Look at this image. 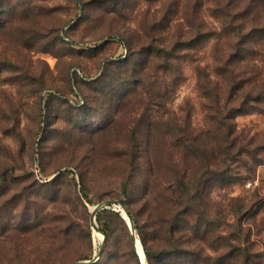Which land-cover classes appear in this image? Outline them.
<instances>
[{
  "label": "rangeland",
  "instance_id": "374dc122",
  "mask_svg": "<svg viewBox=\"0 0 264 264\" xmlns=\"http://www.w3.org/2000/svg\"><path fill=\"white\" fill-rule=\"evenodd\" d=\"M11 2L17 10L0 14V264H77L91 260L102 246V226L97 216L102 233L93 228L92 210L109 199H127L121 195L122 178L130 172L123 151L133 128L164 119L171 127L190 126L195 134L218 131L202 73L209 72L226 99V79L218 69L219 57L230 49L224 5L218 0ZM235 7L246 9L247 29L264 26V0H235ZM197 29L209 37L194 49L177 51L175 70L164 80L166 108L149 110L143 90L119 107V96L113 105L106 101L103 94L111 88L102 89L98 81L107 82L106 75L120 70L128 43L137 50L151 42L171 46ZM253 38L235 62L247 83L233 97L243 113L233 120L238 150L225 172L230 183L212 181L205 188L204 159H182L173 135L159 154V178L168 181V171L183 168L187 180L203 179L197 212L183 215L179 205L167 206V218L175 216L179 224L175 237L192 251L179 264H264V103L248 96L264 89V40ZM143 125L141 142L147 140ZM207 142L201 139V145ZM211 144L220 147L218 140ZM142 158L147 174L145 149ZM212 159L213 169L223 167L219 153ZM168 195L176 198L174 188L166 194L160 185L154 211L144 206V190L137 188L130 208L141 224H161L152 217L163 215ZM106 218L115 226L104 259L121 254V263L129 264L130 228L125 219L126 228ZM149 231L151 245L163 248L162 239L154 241L162 231ZM136 234L141 241L137 229Z\"/></svg>",
  "mask_w": 264,
  "mask_h": 264
},
{
  "label": "trees",
  "instance_id": "16d2710c",
  "mask_svg": "<svg viewBox=\"0 0 264 264\" xmlns=\"http://www.w3.org/2000/svg\"><path fill=\"white\" fill-rule=\"evenodd\" d=\"M251 4H253V1L248 3L246 8L248 9L251 7ZM217 5L220 8L224 5V11H222L224 17L223 27L230 40L229 51L218 59L220 63L218 69L221 75L226 79L225 93L227 98L224 100L221 99L214 81L211 80L209 72L206 75L205 71L202 75H204L203 86L206 95L209 97L212 104L210 107L213 111L211 119L214 121L215 130L218 131L208 130L207 133L195 134L196 132L193 131L190 126L185 125L180 128L171 127V122H165L164 119L162 120L164 124L159 120L155 122L147 121L145 123L141 121L138 126L130 131L129 141L123 151V154L127 158L130 172L122 178L121 195L127 198L123 200V203L128 207L135 222L149 264H179L181 258L186 256L188 252H192L183 248L175 237V229L179 224L175 216L167 218V206L170 204L172 206L177 204L181 207L180 209H182L181 213L186 215L195 211L197 212L198 204L202 199L200 196L202 195L201 187L203 185V179L199 178L195 180L190 178L187 180L186 170L182 172L183 168H180V170L175 173L173 171H168V181L159 178V154H161L162 151L164 152V147H166V145H163L165 143L164 141L169 138L170 135H173L175 138H179V140L177 139L179 143L174 142V145L179 148L177 151L182 155V159L187 160L188 157L192 155H197L204 159L203 169H205L206 172H204L203 177H208V181L205 182V188L208 187L212 181L214 183H221L223 186H227L230 183V180L226 178L225 172L229 166L228 160H230L231 157H235L237 155L235 152L238 150L235 149L237 141L235 137V123L233 120L236 116L243 113L242 107L234 106L233 97L239 90L245 88L243 86L246 82L241 79L242 76L239 70H237L235 62L240 56L243 48L255 39L253 38L255 34L259 35V40H264V26L247 29L248 23L246 19L248 14L246 15L245 13L246 9L238 11L235 7V0H218ZM16 10L17 7L14 6L11 0H0V14H4V12L7 11L11 16ZM207 36L209 37V34H205V32L197 29L195 30L194 36L188 40H178L171 46L151 42L148 47L144 46L142 50H137L132 43H128V54L122 60V65L119 67L120 70L109 77L106 75L105 77L108 78L107 82L98 81L102 89L111 88L110 91L103 94L106 97V101H109V103L113 105L116 103L115 96H119L120 98L117 102L119 107L132 95L143 90L144 93L147 92L146 99H148L147 104L149 110H152L154 106L160 109L166 108L165 92H167V88H165L166 85L164 80L166 75H169L175 70V63L178 59L177 51L194 49L201 45V43L206 40ZM256 40L257 39H255L254 42ZM146 50H148V54H145ZM248 96L252 97L251 100L264 103V89H260L255 95L248 93ZM141 125H143V129L147 135V140L145 142H141L139 138L142 134L139 128ZM160 136H164L162 142L159 140ZM203 138L209 139V142H207L205 146L201 145V139ZM213 140L219 141V149H217V146L211 144ZM171 146H167L166 151H168ZM116 148L115 146L114 149ZM144 149L149 152L147 174H143L142 172V168L144 167L142 152ZM174 149H172V151H174ZM214 153L220 154L222 159L221 163L225 165H223L221 169H213L211 167V160H213L212 156H214ZM174 165L176 167L179 166L176 164ZM183 167L187 169L188 166L185 167V165H183ZM173 178L174 180H172ZM160 185H163L166 194L171 188H174V193L177 194V196L176 198H171L168 195V199L165 200L166 207L163 215H161L160 218L155 215L152 217L154 219H161V224H154L151 226H147L146 224L143 225L140 223L134 210L130 208L131 202L129 199L131 195L135 193V189L143 188L144 206H149L150 209L155 211L158 206L154 205L153 202L157 196V190ZM82 192L84 197L91 202L89 195L85 192V187H82ZM171 194L173 195V192ZM200 215L204 216L203 213H200ZM107 216L114 217L121 222L125 228L126 223L120 212L107 209L99 213L98 221L109 240L114 232L115 222L112 218H106ZM149 228L162 231L163 236L160 238L155 236L154 241L162 239L164 243L163 248L155 249L151 245ZM126 253L129 258V264H141L133 248H130V252ZM104 254L101 259L94 264H122L121 259L125 257V255L117 254L116 257H112L111 259H104Z\"/></svg>",
  "mask_w": 264,
  "mask_h": 264
},
{
  "label": "water",
  "instance_id": "95a60500",
  "mask_svg": "<svg viewBox=\"0 0 264 264\" xmlns=\"http://www.w3.org/2000/svg\"><path fill=\"white\" fill-rule=\"evenodd\" d=\"M107 209H115V211L121 213V216L125 219V221L127 222L128 226L130 228L134 250H135V253L137 254L141 264H149L143 246H142V249H143V252L145 254V262H143L141 259V256H140V254L138 252V248H137V242H138V240L140 241V239H138V235L136 234L135 222H134V220L130 214L128 207L122 201L117 200V199H109V200L97 205L92 210V214H91V224H92L93 228L97 232H101V230L98 226V223H97V216L100 212L107 210ZM102 235H103L102 246L95 252L93 258L91 260L80 261L77 264H94L101 259L102 255L104 254L105 244L107 241V236L105 235L104 232L102 233ZM140 243H141V241H140ZM141 245H142V243H141Z\"/></svg>",
  "mask_w": 264,
  "mask_h": 264
},
{
  "label": "bare ground",
  "instance_id": "6f19581e",
  "mask_svg": "<svg viewBox=\"0 0 264 264\" xmlns=\"http://www.w3.org/2000/svg\"><path fill=\"white\" fill-rule=\"evenodd\" d=\"M101 239V238H100ZM102 240V239H101ZM137 248H138V252H139V254H140V256H141V259H142V261L143 262H145V254H144V252H143V249H142V247H141V245H140V241L138 240V242H137Z\"/></svg>",
  "mask_w": 264,
  "mask_h": 264
}]
</instances>
